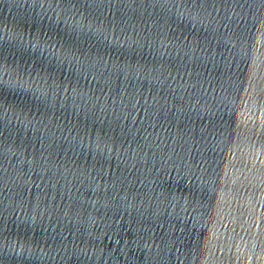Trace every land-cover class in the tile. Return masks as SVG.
Segmentation results:
<instances>
[{
    "label": "water",
    "instance_id": "water-1",
    "mask_svg": "<svg viewBox=\"0 0 264 264\" xmlns=\"http://www.w3.org/2000/svg\"><path fill=\"white\" fill-rule=\"evenodd\" d=\"M0 264H264V0H0Z\"/></svg>",
    "mask_w": 264,
    "mask_h": 264
}]
</instances>
